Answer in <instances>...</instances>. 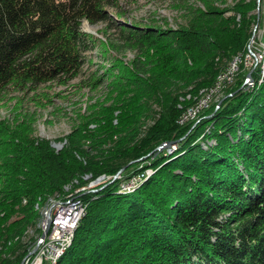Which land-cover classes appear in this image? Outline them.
<instances>
[{
	"label": "trees",
	"instance_id": "1",
	"mask_svg": "<svg viewBox=\"0 0 264 264\" xmlns=\"http://www.w3.org/2000/svg\"><path fill=\"white\" fill-rule=\"evenodd\" d=\"M120 1L0 0V100L11 89L26 93L49 83L67 85L81 75L89 50L100 46L108 54L107 45L82 25L104 26L105 33L117 23L110 9H118ZM200 1L204 9L193 11L187 27L122 23V42L109 47L138 52L132 68L117 61L128 88L111 78L112 104L94 106L62 151L54 153L43 143L9 147L17 170L0 173V264L21 263L32 245L19 239L41 221L36 206H47L53 194L65 196L63 186L77 180L74 195L86 184L85 175L108 181L82 196L84 215L54 264H264L260 66L251 73V88L241 87V74L220 104L199 115V123L178 122L194 104L192 97L210 88L234 57L245 54L260 20L255 14L259 5L236 0L219 11L213 0ZM227 11L234 15L225 18ZM92 79L90 86L101 81L96 75ZM187 95L191 99L180 100ZM151 103L160 108L159 116L141 132ZM167 141H176L171 154L153 157ZM144 156L135 172L151 168L153 173L134 191L119 193L137 163L121 179L111 178Z\"/></svg>",
	"mask_w": 264,
	"mask_h": 264
},
{
	"label": "rangeland",
	"instance_id": "2",
	"mask_svg": "<svg viewBox=\"0 0 264 264\" xmlns=\"http://www.w3.org/2000/svg\"><path fill=\"white\" fill-rule=\"evenodd\" d=\"M213 2L215 4V9L224 11L233 7L237 1L226 0L225 4H222L220 0H213ZM258 7L260 20L258 24H255L256 27L255 25L252 27V32L254 30L253 39H249L245 54H239L237 57H234L231 62L226 64L227 68L225 67L226 69L223 70L224 72L222 71L217 76L215 83L210 88L201 90L199 92L198 98L192 97V101L195 99L194 104H196L197 100L202 95H209L212 90L211 88L216 84V82H218L219 77L224 75L225 72L227 73L228 66H232L234 62H236L237 65L233 70L234 75L232 76L231 80L229 79L225 82H222L221 85L223 87L218 90V93L214 95L213 98H211L207 107L201 110L193 118L186 120L187 122L192 121L194 123L193 126L200 122L201 118L199 115L201 113L207 110L211 105L215 103H221V101L226 96L227 89L237 81V79L240 77L239 75L244 74L242 77L241 87H252L254 82L252 77L247 83L244 82L247 73L254 65L253 60L247 58V51L249 48L251 52H256L253 41L258 42L259 44H264V5H262V1L259 2ZM196 9H204L200 0H122L120 1L118 9H110L111 18L114 19V21H117V23L107 29L105 33L104 26H92L88 22H84L82 25L83 31L104 42L107 45V49H109L108 54L107 52L102 53V47L100 46L89 50L85 54L86 62L81 75L67 85H61L57 82L49 83L37 88L35 91H28L26 93L11 89L8 91L6 96L1 98L0 173L3 172L6 175L14 174L17 170L15 167L16 165L14 164L13 153L11 152V149H9L10 146L13 147L14 145L19 144L28 145L31 143H43L47 145L54 153H59L62 151L67 146V138L71 131L78 124L82 123V120L92 112V108L94 106H99V104L108 106L109 104H112V98L114 96L111 94V92L109 100V83L112 80L111 78H117L122 89L128 88L129 79L124 77V75L121 73V67L118 66L119 63H117V61H120L128 68H132L131 62L137 57L138 52L134 50L123 49L121 51H117L109 47L110 43L114 44V42H122V23L136 27H158L162 29L176 30L178 28L187 27L191 24L192 18L194 16L193 11ZM233 15L234 14L231 11H227L223 16L225 18H229ZM239 19L240 17L236 16V20ZM119 23L122 25H117ZM257 65L262 68L261 64ZM109 69L110 74L109 71L108 74H106L107 70ZM261 71L264 70L261 69ZM260 74L262 76V72H260ZM94 75H96V78H101V81L96 86H90L89 82L93 81L91 78ZM183 92L185 93V90H182L181 93ZM184 99L189 100L191 99V96L187 95L185 98H180L181 101ZM192 107L190 106L186 109V111L190 110ZM150 111L151 112H149L148 118L142 120L143 125L141 132L143 131L144 127L146 129L149 128L158 118L160 108L155 103H151ZM117 114L118 112H115L114 116ZM206 118H210V116ZM113 123H116V121L114 120ZM90 128L94 129L95 125H90ZM208 128L209 126H207L206 130H208ZM146 129L144 131H147ZM212 143V141L208 142L209 145ZM174 149L175 146H172L170 151L169 149H162L160 152L165 155H170ZM156 155L154 154L153 157ZM146 157L147 156L142 157V159L137 162L136 170L132 172L131 176L127 177L128 181L130 179H139L140 177V180L135 183L134 188H132L131 191H134L153 173L151 168L135 172L137 169H141L142 166H140V162L144 161ZM142 173L145 176H141ZM120 175L116 179H121ZM19 178L23 179V177ZM82 179L86 182L84 186L78 188L79 183L77 180H74L71 183L63 186L62 192L65 193V196L63 195V197H59V193L56 195L53 194L47 199V206L43 204L41 206V203L40 205L36 206L37 210H39L43 216L41 217L39 226L37 228H35V226H29L23 237L19 239L22 241V244L28 243V245H32V247L29 249L30 251L36 247V241L42 232V222L45 218L47 208L51 206L50 203L57 202L59 200H67L72 196L71 194L74 193L73 186L76 185H78L76 187L78 190H82L78 193L81 194L80 198L77 199L86 203L82 199V196L96 193L98 186H103L108 181V178L103 175L95 179H92L90 175H85ZM125 185L129 186L130 183H126ZM76 188L75 190H77ZM121 190H123L122 183L119 186L118 192L122 193L123 191ZM131 191L129 190L126 192L129 193ZM25 203L26 201L23 204ZM83 215L84 214H81L80 219H82ZM19 218L20 217L18 215L14 216L11 222H15ZM15 241H17V238ZM37 253L38 251L35 250L34 253L26 258L29 259L27 262L28 264ZM26 259L24 260L23 264H25Z\"/></svg>",
	"mask_w": 264,
	"mask_h": 264
},
{
	"label": "built area",
	"instance_id": "3",
	"mask_svg": "<svg viewBox=\"0 0 264 264\" xmlns=\"http://www.w3.org/2000/svg\"><path fill=\"white\" fill-rule=\"evenodd\" d=\"M253 44H255L254 49L256 52H251L250 50V59L255 63L258 62V58H260V46H264V44H259L255 41H253ZM236 65L237 64L235 63L232 66H228V72L219 77V81L216 82L215 88H213L212 94H210L209 98L218 93V85L230 79V72H233ZM209 98H207V100ZM207 100H200L196 104H193L191 110L196 109V106L205 105ZM185 112L183 114H185ZM183 114L180 117L179 123H183ZM141 176L145 175L142 173ZM138 180H140V177L139 179H130L129 181L122 182V189L131 191ZM126 183H130V185L127 186L125 185ZM80 191L82 190H78L74 195L69 197L65 204H59V214L49 216L50 225L48 231L43 238H39V243L36 244L35 249L38 253L29 264H47L51 257L58 255V249H61V247L64 246V242H66L69 233L72 231V224H75L76 217L84 213L80 212V208H77V198H80L81 196V194H78ZM28 260L29 259H27V262Z\"/></svg>",
	"mask_w": 264,
	"mask_h": 264
},
{
	"label": "bare ground",
	"instance_id": "4",
	"mask_svg": "<svg viewBox=\"0 0 264 264\" xmlns=\"http://www.w3.org/2000/svg\"><path fill=\"white\" fill-rule=\"evenodd\" d=\"M262 5H264V1H262ZM248 54H247V58L250 59V49L248 48ZM245 58V57H244ZM245 61V60H244ZM236 62H234L235 64ZM247 63V62H246ZM255 64H261V69L264 70V46H260V58H258V62H255ZM224 72V71H223ZM262 72V75H264V71H261ZM226 73V72H225ZM234 72H230V80L232 78V76L234 75L233 74ZM229 80V79H228ZM219 81V80H218ZM227 84V83H226ZM225 84V85H226ZM223 86L220 84L218 85V90L220 88H222ZM213 88H215V85L211 88V92L210 94H212V91H213ZM205 94V93H204ZM210 94L209 95H205V96H201L198 101L200 100H207V98L210 97ZM214 96V95H213ZM213 96L211 98H213ZM211 98H209L207 101H206V104L203 105V106H196V109H193L191 110H187V111H190V112H185V114H183V122H185L186 120L188 119H191L193 118L195 115H197L202 109H204L205 107H207L209 101L211 100ZM197 101V102H198ZM196 102V103H197ZM192 107V106H191ZM193 108V107H192ZM170 151V150H169ZM123 192H126V191H129V190H121ZM64 199V198H63ZM69 199V198H68ZM68 199L64 200V201H57V202H53V203H50L51 206L49 208H47L46 212L49 211V216H54L56 214H59V204H65L66 201H68ZM77 208H80V212H84V209H85V206H84V203L80 200L77 199ZM52 211V212H51ZM84 214V213H83ZM81 216V215H80ZM80 216H77L76 219H75V224H72V231L69 233V237H67V240L66 242H64V246L61 247V249H58V255H55L53 257H51L50 261H48L47 264H54L56 262V260L63 254V252L65 251V249L69 246L70 242H71V238H72V235H73V232L78 224V222L80 221ZM43 217V216H42ZM43 223V222H42ZM39 238L38 237V240L36 241V244L39 243ZM25 264H27V259L25 261Z\"/></svg>",
	"mask_w": 264,
	"mask_h": 264
},
{
	"label": "water",
	"instance_id": "5",
	"mask_svg": "<svg viewBox=\"0 0 264 264\" xmlns=\"http://www.w3.org/2000/svg\"><path fill=\"white\" fill-rule=\"evenodd\" d=\"M259 2H260V0H257V4L259 5ZM255 14H256V21H258V19H259V7H257L256 8V12H255ZM255 27H256V25H255ZM254 31V30H253ZM253 35H254V33L252 34V36H251V40L253 39ZM255 67H256V64L254 63V65L252 66V68L249 70V72L247 73V75H246V77H245V79H244V82L245 83H247L250 79H251V73L253 72V70L255 69ZM218 107V106H217ZM179 122V121H178ZM187 122V121H186ZM186 122H183V123H186ZM183 123H179V124H183ZM177 141H179V140H177ZM175 144H176V141H167V142H163V143H161L159 146H157L156 148H155V155L156 154H158L159 152H160V150H162V149H171L172 148V146H175ZM148 156V155H147ZM142 158H139V159H137V160H134V161H131V162H129L126 166H124V167H122L121 169H119L118 171H117V173L113 176V178H112V180H111V182L112 181H114V180H116V178L129 166V165H131V164H135V163H137V162H139L140 160H141ZM49 225H50V218H49V211H47L46 213H45V218H44V220H43V223H42V232L40 233V235H39V237L40 238H43L44 237V235H45V233L48 231V228H49ZM35 249H36V247L32 250V251H30L24 258H23V260L21 261V263L20 264H23L24 263V260L29 256V255H31L32 253H34V251H35Z\"/></svg>",
	"mask_w": 264,
	"mask_h": 264
}]
</instances>
